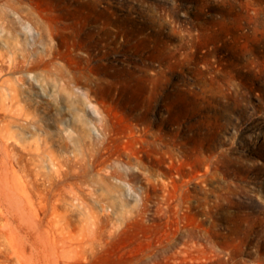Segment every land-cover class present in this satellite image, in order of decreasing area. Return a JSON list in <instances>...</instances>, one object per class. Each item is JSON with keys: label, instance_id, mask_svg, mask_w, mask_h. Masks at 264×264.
<instances>
[{"label": "rangeland", "instance_id": "374dc122", "mask_svg": "<svg viewBox=\"0 0 264 264\" xmlns=\"http://www.w3.org/2000/svg\"><path fill=\"white\" fill-rule=\"evenodd\" d=\"M8 3L53 50L41 84L24 77L27 140L87 212L59 204L73 247L51 264H264V0Z\"/></svg>", "mask_w": 264, "mask_h": 264}, {"label": "bare ground", "instance_id": "6f19581e", "mask_svg": "<svg viewBox=\"0 0 264 264\" xmlns=\"http://www.w3.org/2000/svg\"><path fill=\"white\" fill-rule=\"evenodd\" d=\"M9 1L0 0V47L5 48L0 49V161L5 164L0 169V244L7 243L16 264H51L50 258L73 247L59 204L76 207L84 228L87 212L73 201L67 188L69 166L53 164L45 157L41 141L27 140L28 135L37 136L38 126L34 115L24 108V77L41 84L46 77L41 64L53 62V50L50 39L23 21ZM14 18L20 26L13 23ZM52 84L50 94L74 106L75 115L95 129L90 118L97 115V108L85 93L75 92L66 81L61 86L63 93L55 81ZM77 95L79 103H75ZM16 166L24 171L26 180L16 173ZM38 177L43 179V187L38 186Z\"/></svg>", "mask_w": 264, "mask_h": 264}]
</instances>
